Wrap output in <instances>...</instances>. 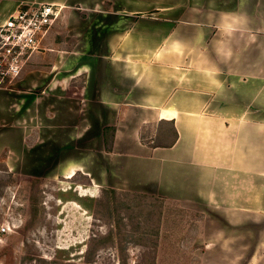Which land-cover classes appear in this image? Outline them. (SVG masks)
<instances>
[{
  "label": "crops",
  "instance_id": "0c3cea01",
  "mask_svg": "<svg viewBox=\"0 0 264 264\" xmlns=\"http://www.w3.org/2000/svg\"><path fill=\"white\" fill-rule=\"evenodd\" d=\"M40 3L62 6L46 51L0 87L9 169L207 208L203 264H264V0H0V26ZM162 124L173 145L144 140Z\"/></svg>",
  "mask_w": 264,
  "mask_h": 264
},
{
  "label": "rangeland",
  "instance_id": "374dc122",
  "mask_svg": "<svg viewBox=\"0 0 264 264\" xmlns=\"http://www.w3.org/2000/svg\"><path fill=\"white\" fill-rule=\"evenodd\" d=\"M31 60L12 82L0 79V87L13 84ZM144 132V140L158 144L174 138L169 125ZM14 161L19 168L10 170L7 154L0 155V264H203L207 258L214 242L206 233L209 209L114 189L108 172L95 188L82 172L68 177L38 170L32 158Z\"/></svg>",
  "mask_w": 264,
  "mask_h": 264
},
{
  "label": "built area",
  "instance_id": "2783aa9c",
  "mask_svg": "<svg viewBox=\"0 0 264 264\" xmlns=\"http://www.w3.org/2000/svg\"><path fill=\"white\" fill-rule=\"evenodd\" d=\"M62 6L52 3L21 6L0 26V79H16L26 62L39 52L60 18Z\"/></svg>",
  "mask_w": 264,
  "mask_h": 264
},
{
  "label": "trees",
  "instance_id": "16d2710c",
  "mask_svg": "<svg viewBox=\"0 0 264 264\" xmlns=\"http://www.w3.org/2000/svg\"><path fill=\"white\" fill-rule=\"evenodd\" d=\"M174 143V142H173ZM173 143L172 144H169V146H171V145H173ZM108 146H110V143L107 141V148H108ZM110 148V147H109ZM115 191V190H114ZM111 234V233H110ZM112 235V234H111ZM101 241L103 242L104 241V239H101ZM123 264H125V263H123Z\"/></svg>",
  "mask_w": 264,
  "mask_h": 264
}]
</instances>
